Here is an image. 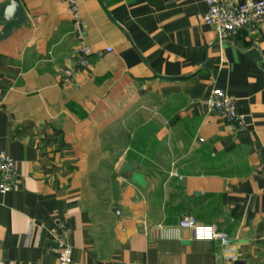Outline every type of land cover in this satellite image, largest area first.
Returning <instances> with one entry per match:
<instances>
[{"label": "crops", "instance_id": "0c3cea01", "mask_svg": "<svg viewBox=\"0 0 264 264\" xmlns=\"http://www.w3.org/2000/svg\"><path fill=\"white\" fill-rule=\"evenodd\" d=\"M17 1L25 22L0 38V151L17 166L0 264H57L61 222L71 264H222L186 216L232 238L240 264H264V25L219 43L204 0H77L93 53L68 79V8ZM213 90L244 129L207 109Z\"/></svg>", "mask_w": 264, "mask_h": 264}, {"label": "built area", "instance_id": "2783aa9c", "mask_svg": "<svg viewBox=\"0 0 264 264\" xmlns=\"http://www.w3.org/2000/svg\"><path fill=\"white\" fill-rule=\"evenodd\" d=\"M66 5L72 19L73 35L76 41V57L71 68L62 70L63 75L70 79L75 71L89 67L92 49L86 41L84 21L80 15L77 0H60ZM207 11L203 23L216 34L218 42L223 43L239 30L264 25V0H204ZM111 52V49H107ZM209 111L219 113L226 124L234 131L244 129V116L236 109L233 97L223 90H213L203 101ZM17 186V166L15 161L0 151V193L5 194ZM179 227L190 230L192 238L198 241H214L219 250L218 258L222 264H235L239 252L235 242L224 231L215 226L199 224L193 217L186 216L179 221ZM67 228L59 223V231L52 236L53 252L57 264L72 263V246L66 239Z\"/></svg>", "mask_w": 264, "mask_h": 264}, {"label": "water", "instance_id": "95a60500", "mask_svg": "<svg viewBox=\"0 0 264 264\" xmlns=\"http://www.w3.org/2000/svg\"><path fill=\"white\" fill-rule=\"evenodd\" d=\"M25 12L17 0H9L0 6V24L3 23V29L0 38H5L13 29L20 27L25 22ZM128 171H132L127 167ZM131 180L138 186H144V178L138 173L132 174ZM235 264H240L236 262Z\"/></svg>", "mask_w": 264, "mask_h": 264}]
</instances>
